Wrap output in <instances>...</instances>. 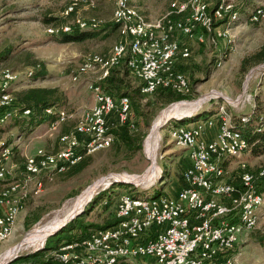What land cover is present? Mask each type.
Masks as SVG:
<instances>
[{"label":"built area","instance_id":"2783aa9c","mask_svg":"<svg viewBox=\"0 0 264 264\" xmlns=\"http://www.w3.org/2000/svg\"><path fill=\"white\" fill-rule=\"evenodd\" d=\"M96 1L71 0L65 18L80 7L94 6ZM113 1L112 21L118 26L120 40L107 53L85 54L73 75L79 82L84 75L96 74L87 83L94 105L80 116L58 107L46 109L47 132L58 133L59 147L56 151L41 147L25 153L21 166L13 160V146L0 141V246L12 236L27 200L43 188L44 176L65 172L87 156L110 148L117 140L113 130L118 126L136 128L131 98L104 87L113 69L124 64L141 80L144 95L160 88L189 92L183 63L192 56L190 41L198 29L203 28L215 40L231 43L230 26L240 21L242 13L230 0H221L212 9L209 0H176L166 14L149 19L132 0ZM263 3L248 13L251 22L264 20ZM100 24L97 18L78 17L73 23L50 27L48 33L70 34L74 25L93 30ZM199 39L203 41L202 35ZM222 65L220 60L218 66ZM33 75L34 69L28 76ZM256 79L259 84L264 80V62L251 68L243 92L236 99L226 98L215 118L191 120L171 129L189 161L176 195L121 193L115 213L117 223L60 243L55 248L57 260L63 264H135L133 259L143 260L137 264H245L236 250L260 222L264 165L248 170L246 162L241 161L235 169L237 174L232 175L230 161L253 144L243 132L251 116H239L237 123L228 105L249 101L253 96L250 85ZM21 83L18 73L0 65V124L32 116V110L18 102L16 92ZM73 118L74 128L62 133V126Z\"/></svg>","mask_w":264,"mask_h":264},{"label":"rangeland","instance_id":"374dc122","mask_svg":"<svg viewBox=\"0 0 264 264\" xmlns=\"http://www.w3.org/2000/svg\"><path fill=\"white\" fill-rule=\"evenodd\" d=\"M70 1L0 0V65L11 68L21 77L23 83L18 86V92L27 86L58 87L66 96V103L62 109L68 114L75 113L80 116L95 103L87 83L93 80L96 74L84 75L79 82L73 80V75L85 54L101 53L111 49L117 43L118 34L99 31V35L83 41L66 42L65 34L48 33V29L56 27V23L60 25L66 22L73 23L78 17L97 18L105 23L113 20L115 9L113 0H98L94 6L80 7L70 18H65L64 12ZM174 1L176 0H132V4L149 19H157L169 11ZM209 1L212 9L221 0ZM230 1L242 12L240 21L230 26L232 42L215 40L214 36L206 33L203 28L198 29L197 36L190 41L194 52L190 59L183 63L190 91H176L183 95V98L167 105L159 102L155 94L146 95L141 104L144 106L151 102L144 109V112L149 114L147 121V117L138 118L134 110L137 124L135 132L146 134L143 149L130 151L117 145L119 142L116 141L110 148L90 156V165L73 177H66L60 173H52L46 176L47 178L44 176L43 188L27 200L12 236L0 246V253L4 255L1 263L27 264L28 262H21L20 259L43 252L45 254L42 256V262H58L55 247L62 243L60 242L62 234L66 232L81 234L85 228L89 232L113 221L118 199L123 192L130 193L132 190L133 195L142 197L175 195L181 188V175L189 161L187 151L175 141L171 129L181 124L179 120L182 119L190 122L207 117L215 118L220 110L218 106L224 103L226 98L236 99L243 92L246 74L257 64L251 61L252 63L244 70L243 60L251 58L264 48V20L253 23L248 15L253 7L261 5L264 0ZM201 35L203 41L199 39ZM220 60L223 65L219 67ZM36 62L44 63L47 70L44 77L28 76ZM128 79L134 86L140 83L130 75ZM250 91L253 96L249 101L237 106L228 105L231 113L238 116H251L258 111L264 113V80L261 84L257 79L252 80ZM200 100L202 102L191 116L182 119L175 116L163 125L156 159L153 161L146 151L145 144L155 120L172 105L185 104L184 107H189V103ZM72 125L75 124L68 122L64 127L70 128ZM47 130L48 122L37 124L29 117L14 118L0 124V141L3 140L13 146V160L21 166L25 153H34L36 149L47 148L51 143L58 144V133H49ZM21 135L22 139L19 140ZM253 146L239 158L230 161L232 163L230 168L234 170L232 175L237 174L235 169L241 161L246 162L247 167L250 166L253 170L264 165V146L260 153H255ZM154 165L157 169L152 172L151 168ZM131 177L139 179L132 181ZM90 188L92 193L83 200L80 210L67 219L75 210V202ZM59 221L62 223L60 227L45 238L38 236L32 238L37 229ZM246 240L248 242L242 244L239 250L240 260L246 264H264V207L259 225ZM17 247L20 249L16 252ZM8 255L12 257L8 258ZM140 261L143 260H132L135 264Z\"/></svg>","mask_w":264,"mask_h":264},{"label":"trees","instance_id":"16d2710c","mask_svg":"<svg viewBox=\"0 0 264 264\" xmlns=\"http://www.w3.org/2000/svg\"><path fill=\"white\" fill-rule=\"evenodd\" d=\"M98 1V0H97ZM98 3V2H97ZM73 13L72 15H74ZM71 15V16H72ZM70 18V17H69ZM101 20V19H99ZM52 22V20H51ZM68 23V22H66ZM62 24V23H61ZM60 24L56 23V27L59 26ZM74 29L70 34H65L66 36L64 37V41L66 42H79L83 41L89 37H94L99 35V31L106 32L111 31V32H116L118 31V26L111 21L110 23H105L101 20V24L97 29H86L82 30L76 25L73 26ZM89 32V33H88ZM108 35V34H107ZM110 35V34H109ZM107 37V36H105ZM120 40V34L118 36V40ZM261 63L264 62V48H262L260 51L255 53L251 58L244 59L243 60V69L246 70L248 65L250 63ZM255 64V65H257ZM34 76L36 78L41 77L45 75L46 73V68L44 63L41 62H36L34 66ZM185 71V70H184ZM132 76L135 78L130 71L127 69V67L122 64L119 67L113 69L110 77L106 80L105 82V89L110 91L111 93L114 94H120V95H127L131 98L132 100V106L133 110L136 112V116L138 118H143L147 117L146 121L148 120L149 114L144 112V109H146L151 102L145 104L142 106L141 100L146 96L141 93V87H142V82L141 80L137 79L140 83L138 86H134L131 81L128 79V77ZM155 94L157 100L159 102H162L164 105H167L169 103L175 102L177 100H180L183 98V95L177 93L173 89H163L160 88L156 92L152 93ZM148 94V95H152ZM16 96L18 99V102L25 108L31 109L32 110V116L31 121L34 123H43L46 120L48 121L49 118L45 114V110L50 108V107H58L62 108V106L66 103V96L65 93L58 87H41V86H30L23 88L21 91L16 92ZM26 118V117H24ZM28 118V117H27ZM235 120L237 123H239V116L235 115ZM186 121H181V123H186ZM136 123V122H135ZM137 130V124L136 128L133 130L131 129L128 125H121L118 126L113 130L117 137V142H119L120 146H123L127 150L130 151H139L143 149V142L146 134L143 133H136L135 131ZM243 132L245 136L248 138L251 144H253V151L255 153H260L263 151V146H264V113L261 112H254L248 124L246 125L245 128H243ZM62 133H64V130L62 129ZM114 145V144H113ZM118 146V147H120ZM55 151V150H54ZM91 163V158L90 156H87L84 158L81 162H79L77 165H74L70 168H68L65 172L60 173L61 175H66V177H73L82 171H84ZM248 170H253L250 168V166L247 167ZM124 185V184H123ZM130 194H133L132 190L129 191ZM117 221L114 218L113 221L107 222L105 226H100L99 228H107L110 227L114 224H116ZM85 231L81 234L78 233H63L62 238L60 242L68 241L71 242L75 240L76 238H82L87 236L89 232H87L86 228L84 229ZM85 233V234H84ZM59 245V244H58ZM57 247V246H56ZM55 247V248H56ZM45 253H40L37 255H31L25 258H21V262H28L27 264H63L61 262H54V261H44L42 262V256ZM19 261V260H18Z\"/></svg>","mask_w":264,"mask_h":264},{"label":"bare ground","instance_id":"6f19581e","mask_svg":"<svg viewBox=\"0 0 264 264\" xmlns=\"http://www.w3.org/2000/svg\"><path fill=\"white\" fill-rule=\"evenodd\" d=\"M201 102H202V100L189 103L188 104L189 107H186L185 106L186 108L183 106L185 104L172 105L169 108H167L166 110H164L162 112L161 116L157 120H155L156 122L154 123V125L151 128V131H150V133H149V135L147 137L146 144H145L146 151H147L149 157L153 161L156 159V152H157V149H158V142L160 140V130L163 127V125H165V123H167V121L170 120V118L175 117V116L177 118H179V119H182L184 117L191 116L192 113H193V111L200 105ZM156 169L157 168H155V165L151 168L152 172H155ZM151 170H150V172H151ZM144 178H145V176H144ZM130 179L132 181H136V179H139V178L138 177L137 178L131 177ZM91 193H92V188H90L89 190H87V192H85L83 196H81V197L78 198L77 202H75L76 205L74 204L75 205V210L73 211V213L71 212L72 214L67 219H69L71 216H74L80 210L81 205L83 203V200L86 199V197H88L89 195H91ZM67 219H65V220H67ZM61 224H60V221H59V223H56V224H53V225H48L46 227L37 229L35 231V233H33L32 238L37 237V236L38 237L45 238L52 231H54L55 229L59 228ZM32 241L33 240H31V242ZM26 242H28V240H26ZM18 249H20V247H17L15 249L16 252L18 251ZM7 257L8 258H11L12 256L11 255L10 256L8 255Z\"/></svg>","mask_w":264,"mask_h":264},{"label":"crops","instance_id":"0c3cea01","mask_svg":"<svg viewBox=\"0 0 264 264\" xmlns=\"http://www.w3.org/2000/svg\"><path fill=\"white\" fill-rule=\"evenodd\" d=\"M117 38H118V36H119V31H117ZM118 40V39H117ZM110 50V49H109ZM109 50H107L106 52H101V53H107V52H109ZM193 50V49H192ZM193 52H194V50H193ZM47 74V70H46V73H45V75ZM45 75H43L42 77H44ZM41 87H44V86H41ZM200 119V118H199ZM202 119V118H201ZM205 119V118H204ZM72 120H75V122L74 121H72ZM70 119L68 122H73L74 124H76V119L75 118H73V119ZM68 122L66 123V124H68ZM66 124H64L63 126H62V128H61V131H62V129L64 130V133H67V132H69V131H71L73 128H74V126L75 125H72V127H70V128H65L64 126L66 125ZM58 147H59V145L57 144V143H55V144H53V143H51V144H49L48 146H47V150L48 151H56L57 149H58ZM260 167V166H259ZM258 167V168H259ZM256 169V168H255ZM180 190V189H179ZM179 190H177L176 192H175V195L178 193V191ZM251 234V233H250ZM249 234V235H250ZM248 235V236H249ZM248 236H246V238L244 237L243 238V240L239 243V246L237 247V250H236V253H239L240 255H241V252L239 251L240 250V248H241V245L242 244H244V243H247L248 242V240H246L247 238H248ZM243 261V260H242ZM244 262V261H243ZM245 263V262H244ZM246 264V263H245Z\"/></svg>","mask_w":264,"mask_h":264}]
</instances>
